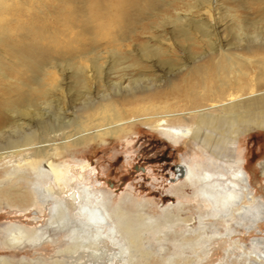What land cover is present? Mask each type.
Returning <instances> with one entry per match:
<instances>
[{
    "label": "bare ground",
    "instance_id": "1",
    "mask_svg": "<svg viewBox=\"0 0 264 264\" xmlns=\"http://www.w3.org/2000/svg\"><path fill=\"white\" fill-rule=\"evenodd\" d=\"M224 1L0 0V208L49 211L44 226H7L4 247L52 244L57 257L49 264H195L220 240L219 264H264V199L238 140L230 151L221 146L233 127L264 125V60L236 51L241 41L264 46L263 26L237 14L254 9L264 19V0H228L234 49L222 46L221 19L212 13ZM251 60L257 80L243 84L249 71L239 66ZM154 64L182 76L155 84ZM52 110L50 122L41 117ZM136 123L202 151L172 172L176 201L159 206L162 214L130 194L112 204L58 159ZM251 232L258 236L247 246ZM61 237L68 241L56 243ZM44 263L0 256V264Z\"/></svg>",
    "mask_w": 264,
    "mask_h": 264
},
{
    "label": "rangeland",
    "instance_id": "2",
    "mask_svg": "<svg viewBox=\"0 0 264 264\" xmlns=\"http://www.w3.org/2000/svg\"><path fill=\"white\" fill-rule=\"evenodd\" d=\"M231 6H235L234 3L225 0L223 7L217 6L216 9L213 6L212 13L215 16L218 12L221 19L216 24V27H218L216 30L218 36H220L222 46L234 49L236 44L235 42H229L230 35L227 32V28L232 21L230 16L233 13L230 10ZM254 11V9L240 10L237 14L248 19H255V22L258 21V25L263 26L261 31L264 33V19L262 15ZM167 32H170L169 27H167ZM263 50L264 46H257L253 43L246 44V41H241L236 48L238 52L253 53L248 55L253 60L259 55L264 60ZM175 52L180 59L184 60L185 54L182 50L176 48ZM239 67L242 70L249 71V75L242 78L241 83H247L250 78H253L254 81L257 80L255 77V73H257L256 64L252 60L251 63L240 64ZM151 71L156 74L157 81L155 84L163 86L168 83V80L175 81L182 76V73L179 72L168 71L164 68L162 70L157 64L152 66ZM114 76H112V80H116ZM125 84L126 82L123 85ZM66 99H68L67 93ZM53 113V110L42 112L41 117L50 122L49 119L51 116L53 118ZM48 117L50 118L48 119ZM216 132L222 134L220 128ZM225 137L228 140L221 144L225 152L230 151L231 146L235 148V141L238 140L237 147H239L245 158V167L251 174L255 191L264 199V175L261 171L264 166V125L262 127L254 125L241 127L238 125L227 131ZM57 139L55 142L62 141V139ZM193 152L202 156V151L194 147L191 142L182 143L178 147L173 146L156 130L147 125L136 123L131 126L126 125L125 130L114 137L100 136L95 139L94 143L91 142L84 146L64 150L58 155V159L68 165V169L72 174L75 171L84 173L87 182L107 192L112 198V204H115L121 198L126 199V195L130 194L136 198L135 200H139V202L141 201L146 205V211L158 215L162 214L159 206L162 205L163 207L172 201H176V198L169 193L172 184V172H175L176 166L182 162V158H187ZM76 160L81 161V163L78 164ZM187 189L190 191L189 188ZM54 197L56 198L57 195L55 194ZM48 213V209L40 214L33 207L20 210L17 206L3 204L0 208V256H8L13 261L18 260L21 256L28 258L40 257L45 262L44 264L51 263L57 257L56 247L52 244L45 243L38 247L23 250L8 249L1 244L3 237L6 235L5 228L7 226L17 223L28 227H41L45 225ZM35 215L38 216L36 219H34ZM261 229L262 236H264V223L261 224ZM172 234L169 233L168 237ZM148 236L153 247L157 248L158 243L153 240L154 234H148ZM254 236H258V234L255 232L245 234L243 237L244 243L249 246L251 238ZM67 241V237H61V241L56 243L61 244ZM165 243L171 246L169 242ZM223 251L224 244L220 240L211 241L209 253L195 264H219L221 258H223ZM101 261L104 262L105 260L102 259Z\"/></svg>",
    "mask_w": 264,
    "mask_h": 264
}]
</instances>
